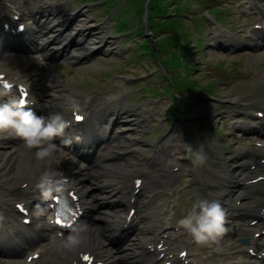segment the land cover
<instances>
[{"label": "rangeland", "instance_id": "1", "mask_svg": "<svg viewBox=\"0 0 264 264\" xmlns=\"http://www.w3.org/2000/svg\"><path fill=\"white\" fill-rule=\"evenodd\" d=\"M12 1H14L17 5H19V7L22 10L26 9V11L28 12V16H29V17L27 16L28 22L31 23L32 13L34 12L35 6H36L35 1L34 0H12ZM59 1L61 2L65 0H59ZM87 1L89 0H85V1L84 0H69V4L66 5L65 7L62 6L60 9L57 10V12L70 13V12H74L75 10H81L82 15H83L81 17H83V19L85 20L89 19V21L84 24L83 28H88L90 26L92 27V29L89 31L86 41L92 42L90 39H93L96 43V46L99 47L100 49L98 50V52L96 51L95 53H92L88 57L86 58L83 57L82 59L78 61H67L68 62L66 63L67 65L60 64V65H47L46 66L45 73L52 75V77H49L48 75L49 78L47 79V85L44 88H40L39 90L40 92H42V95L44 94L46 95V98L44 97L43 98H44L45 103H47V105L60 104L61 102H63L64 105L66 106L72 102L70 94L83 95V94L93 93V90L90 91L92 85L97 84V82L102 77H105V73L111 76L124 73V76L137 77V80H135V81H138V83L136 84L137 86L127 87L129 85V84H126L127 82H120L118 84L122 88L123 93L130 92V91L132 92V91L137 90V88L144 85V82L146 81V79L144 80V78H139L138 76H134L133 72H135V74L137 75H144L148 78L151 76H154L155 78L157 76L158 67L155 65V62L146 63L144 61H141L139 58L135 57L134 55L126 56L123 53V50L118 48L120 47V45H118L117 49H113L112 44H115L117 46V43L118 44L121 43V41L112 40L110 38L111 34L115 33L113 31L114 22L106 21L107 14L104 11L105 8L101 6L97 7V5H94L96 10H93V11H90L89 9L85 8V6H87L86 4H88ZM126 1H129V0L118 1L117 9L125 5ZM166 4L168 5L167 2ZM94 6L92 8H94ZM169 7H172V4L169 5ZM202 9H205V7H203ZM137 10H139L137 6L130 5L127 11L124 9L118 15V18H119L118 20H126L129 26L132 27L131 28L132 31L137 30V29L141 31L145 27L144 15L142 16L141 13L136 14ZM202 11H203L202 14L203 13L205 14L206 10H202ZM59 17L60 16H57V18ZM101 21L106 24L105 26H107V28H106L105 33L99 34L96 28H98V24ZM183 23H184L183 29L186 30V32H189L192 26L191 22L189 20H184ZM68 29L69 30L75 29V24L70 25ZM127 31H130V30H127ZM65 32L69 33L70 31L66 30ZM197 32L199 33V30H197ZM148 33L149 32L147 31V34ZM158 36L154 37L153 40L158 38ZM144 37L145 36L139 35L140 39ZM195 38L196 36L191 38L190 40L191 46L194 45ZM109 41L111 43L106 44ZM128 41H131V40H128ZM104 42L105 44H103ZM204 43H206L205 40H204ZM125 46H126V43L123 44V48ZM70 48H71L70 50L71 54H75L76 49L73 46H71ZM200 48H201V43H199L197 46V49H200ZM102 50H105V52L103 53ZM110 50L112 51V53L110 52ZM126 58H129L130 61L124 62ZM161 58L163 57L161 56ZM192 58H195V59L197 58L200 60H209L213 62L220 61L222 63L223 61L228 60V61H233L232 66H234L236 62H240L242 65L246 66L245 64L246 62L247 65L251 66L252 71H257V72L263 71L264 72V50H262L260 53H258L254 57L240 56L234 59H228V58L221 57L217 55L216 53H213V50L211 48L209 49L208 46L206 47L205 45V49L200 50V54L196 53V56L193 55ZM228 65L229 67H232L230 64ZM198 66L199 65H197V68ZM18 69H19V66L17 62L15 61L14 57L10 56V57L5 58L3 56H0V71L8 72V71H13V70H18ZM197 71L198 72L196 74H198V79L200 81V84L205 85L207 83L206 82L207 79L211 77H206L203 74L206 71L198 70V69ZM220 76L221 75H219L217 72V75L215 76L217 77L216 79L217 86L214 87L213 90H211L212 92L203 91L202 90L203 87L201 89H198V93L201 95V97L209 99V100H206V99L202 100V98L199 99V100L207 101L210 103L209 106L206 107L207 109H205V107L200 108L199 111H196L195 109L193 113L189 112L188 116H190L193 119H197V116H196L197 113L202 114V113L207 112L209 115H211L213 112L212 109L213 107H215V100L220 101V102L230 100V99H238L240 101H245V100H248L249 97H251L255 91L259 90L258 83H257L259 79H256L254 81H249L247 80V78H243L241 75L240 76L237 75L234 78L239 79V81H237V83H235L233 86H228V85H223L222 83L220 84L218 83V80L221 78ZM193 77L197 78L196 75H193ZM157 92L159 95H161L165 92V90L164 91L160 90ZM261 93H262L261 96H264V92H261ZM189 97L190 96H188V98ZM133 98H134L133 96L130 97L131 104H135L136 102L139 101L138 97H136L135 100H133ZM196 99L197 98L194 99L193 103L198 101ZM187 106H191V105L188 103ZM157 110L160 111V109H157ZM52 113H55V112L52 111ZM191 122L188 123L189 129H190L189 124H191ZM194 135L195 133L191 136L192 143H193L192 147L194 148L195 151H197L201 148L199 145L202 144L205 150L206 157L209 160L211 159L209 158V155L211 153L217 154V156L220 157L221 155H225V153L228 152L226 156L231 157L233 155L237 157L238 153L245 149V147H240L239 144L234 143L231 137L225 136L224 134H223L224 136L223 139H221L219 143L217 142V143H213L209 145H207L205 141L202 140L200 137H199L200 138L199 141L198 139L193 138ZM123 142L127 143L125 137L123 138ZM127 144L130 147L131 144L130 143H127ZM215 144H217L218 146L217 149L214 148ZM119 152H123V149ZM104 154H105V151H104ZM192 158L194 159L193 156ZM117 162H127V165H129V168H127L128 169L127 173H129L128 171H130L131 169L133 170L134 168L133 158H119V159H114L112 161L113 164ZM94 169L95 167L92 169H88L87 172L91 173L94 171ZM122 180H123V177L121 176H114V177H109V178L103 177L101 179L102 183L107 182L108 188L106 189L108 192L116 189ZM0 195H3V192H0ZM39 264H52L51 255H48L47 257H45Z\"/></svg>", "mask_w": 264, "mask_h": 264}, {"label": "clouds", "instance_id": "2", "mask_svg": "<svg viewBox=\"0 0 264 264\" xmlns=\"http://www.w3.org/2000/svg\"><path fill=\"white\" fill-rule=\"evenodd\" d=\"M37 63L43 66L44 57L37 54ZM8 88H0V97L8 96ZM71 122L65 119L60 112L38 115L25 101L16 98L0 103V137L19 138L25 147L34 150L35 157L45 162L49 167L41 171L35 187L42 198H47L53 191L60 190L61 173L52 169L53 163L59 164L56 159L58 146L56 138L63 137ZM191 151V145H188ZM193 164L203 165L206 154L201 147L192 153ZM179 227L192 237L194 242L207 245L217 240L226 231L225 211L216 200L200 199L193 203L191 209L178 221ZM86 229L83 226L70 228L66 237L60 242V247L68 251H76L87 243Z\"/></svg>", "mask_w": 264, "mask_h": 264}, {"label": "bare ground", "instance_id": "3", "mask_svg": "<svg viewBox=\"0 0 264 264\" xmlns=\"http://www.w3.org/2000/svg\"><path fill=\"white\" fill-rule=\"evenodd\" d=\"M56 16V15H55ZM55 16L52 17V20H50V22L48 23L47 27H43L42 30L43 31H50L51 29L54 30L56 32V34H54V38H52V36H48L46 34H44V39L43 42L44 43H48L50 40L52 41L51 43H49L50 46H53L55 48L53 49H58L56 47H58L61 42L63 41V38L60 37V33L61 32V27L64 26V23L67 22L68 17H66L65 15H62L63 18L66 17V20H61L62 16L57 20H55ZM61 20V21H59ZM55 21V22H54ZM80 26V25H79ZM57 27H59L57 29ZM77 34V31H73L71 32L67 37L68 41L73 38L75 35ZM56 35V36H55ZM78 36L79 39L77 41L76 47H79L77 50L78 52L76 53V56H72L71 59H75L78 60L82 57H85L87 54H89L93 49L96 50V46L94 47V43H86L84 41V36H83V31L81 29L78 30ZM264 36H262L261 38H263ZM56 38H61V41L59 43L54 44V41L56 40ZM60 49V48H59ZM62 50V49H61ZM23 66H22V71L26 73V75L28 76L29 73L27 72L29 63L27 60H23L22 61ZM42 97L46 98V95H42ZM46 111V115L51 113V111H59L60 113H64L66 114V111H68V109H66V107L64 106L63 102H61V104H51V105H43ZM127 118V117H126ZM128 125V124H127ZM127 125L125 126V128L123 129V134L130 132L131 130L128 129ZM120 136V134H119ZM121 136L119 137L118 141L120 140ZM60 139V137L56 138L55 142H58V140ZM116 142V141H115ZM122 142H119L118 144H116V146H121ZM113 147L110 149V151L104 156L103 159H110L113 160L115 158H117V154H118V150L117 148ZM68 155L63 151L59 149L56 153V159L59 160L62 164H67V165H71V175L74 176L75 175V180H72L73 185H75L76 189H78L79 194L82 196L84 193H86L87 191H89L88 189H99L100 188V183H102L101 179L103 177L105 178H109L112 175H119L122 176L128 166L127 164H123V163H106V164H99L96 168V170L92 173V174H87L86 178L83 177V174H85L84 172L81 171L82 166L79 165V163L77 161L74 160H70L68 159ZM55 164V163H53ZM47 164L43 161H39L34 154V150H29L27 148L25 149H20L18 153H16L15 155H11L9 153V150H2L1 148V144H0V179H6V180H13V182H11V185L15 184L14 181L15 180H19L21 178L24 177H30V176H34L36 175L37 172L43 170L45 168ZM127 176H124V178H126ZM25 178V179H26ZM85 179L88 181V183H86ZM102 188V187H101ZM93 195V194H92ZM101 201V199H100ZM87 203V202H85ZM105 216H109L108 221H104V222H100L101 220L104 219V216H100L97 215L96 216V225H91L86 231V235H87V240H89L92 245L95 247V249H98L99 247V242L97 241H101L103 243H108V239L104 238L102 236V232L103 230L106 229L105 225L108 222L112 223H116V222H120V213L119 212H110V215L105 213ZM77 251V250H76ZM76 251H68L65 250L63 248L60 247V245L57 246V248L54 250V255L52 258V264H70L72 257L74 256ZM133 252V247L131 245V248H129V251H127V254Z\"/></svg>", "mask_w": 264, "mask_h": 264}, {"label": "trees", "instance_id": "4", "mask_svg": "<svg viewBox=\"0 0 264 264\" xmlns=\"http://www.w3.org/2000/svg\"><path fill=\"white\" fill-rule=\"evenodd\" d=\"M166 2L169 3L168 0H151L147 11L152 15H155V16L158 15L157 19L161 20V19L166 17V12L168 11L169 5H167ZM171 4H172V2L170 3V5ZM174 11L179 12L180 7H175ZM168 17H170V16H168ZM168 17H167V21H165V22L154 21L153 24L156 27H171L175 24L174 18H168ZM189 87H193V86L190 85Z\"/></svg>", "mask_w": 264, "mask_h": 264}, {"label": "snow or ice", "instance_id": "5", "mask_svg": "<svg viewBox=\"0 0 264 264\" xmlns=\"http://www.w3.org/2000/svg\"><path fill=\"white\" fill-rule=\"evenodd\" d=\"M21 102L23 103V100H21ZM76 119L79 120V119H81V117L77 116ZM83 259L85 261H89L90 258L87 255H85V256H83Z\"/></svg>", "mask_w": 264, "mask_h": 264}]
</instances>
